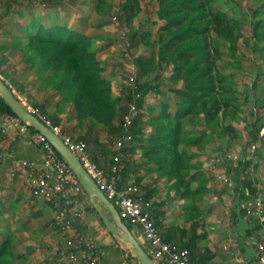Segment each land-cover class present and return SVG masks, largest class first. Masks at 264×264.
Instances as JSON below:
<instances>
[{
	"label": "rangeland",
	"instance_id": "rangeland-1",
	"mask_svg": "<svg viewBox=\"0 0 264 264\" xmlns=\"http://www.w3.org/2000/svg\"><path fill=\"white\" fill-rule=\"evenodd\" d=\"M178 1L0 0V76L22 103L39 107L52 122L53 117L61 118L63 130L79 139L86 129L77 130L79 120L71 103L54 95L37 73V66L26 62L30 54L27 36L34 19L46 25H67L92 37L93 48L104 66L102 74L112 82L116 95L134 91L132 107L143 100L137 112L144 114L141 125L150 131L144 134L142 143L151 146L152 136L156 135L154 126L161 122L157 119H163L166 106L171 113L178 110L182 97L175 90L183 89L201 96L200 102L185 104L180 121L184 123V136L194 129H208L199 144L185 147L191 154L205 152L216 172L225 166L226 159L234 164L246 158L261 163L264 54L258 53V48L264 46V39L254 36L252 14L264 0H193L190 5L194 8L183 7ZM163 6L171 11H164ZM220 13H225L226 21L218 18ZM183 30L186 36L180 38ZM140 85L144 90L138 92ZM120 120L114 124L117 126ZM95 131L104 139L110 136L118 153L115 142L122 133L116 130L111 134L100 122ZM134 131L131 143L139 138ZM89 137L83 140L88 142ZM6 208L0 202V210ZM3 217L0 214V245L8 241L10 250L0 257V264H40L42 257L30 258L34 248L28 230L19 229ZM6 219H11L9 213ZM58 231L61 236L62 231Z\"/></svg>",
	"mask_w": 264,
	"mask_h": 264
},
{
	"label": "crops",
	"instance_id": "crops-1",
	"mask_svg": "<svg viewBox=\"0 0 264 264\" xmlns=\"http://www.w3.org/2000/svg\"><path fill=\"white\" fill-rule=\"evenodd\" d=\"M27 124L9 119L8 134H0V182H4L0 202L7 207V215L5 209L0 214L4 221L28 230L34 248L30 258L42 257L40 264H69L61 257L67 250V236L57 234L59 228L54 222L58 209H65L74 230L87 237L105 264L140 263L127 239V229L144 248L145 239L118 207L121 220L86 190L78 194L70 188L55 201L32 193L22 162L41 164L45 156L36 133ZM94 135L88 139L91 154L111 173L117 151L110 136L104 139L96 131ZM146 147L137 139L125 148L119 184L121 188L138 187L164 239L189 251L194 264H258L257 245L264 219V203L259 205L260 200L264 202V161L256 164V160L246 158L234 164L226 159L225 166L216 172L202 151L192 159L196 166L179 182L164 168L155 167L144 153ZM8 213L11 219L7 220Z\"/></svg>",
	"mask_w": 264,
	"mask_h": 264
},
{
	"label": "trees",
	"instance_id": "trees-1",
	"mask_svg": "<svg viewBox=\"0 0 264 264\" xmlns=\"http://www.w3.org/2000/svg\"><path fill=\"white\" fill-rule=\"evenodd\" d=\"M192 1L179 0L178 3L186 8H194V5H190ZM163 7L164 11H171ZM219 15V17L217 15L218 18L226 21L225 13ZM172 21H175V18H172ZM236 22L241 23V20ZM252 24L254 36L264 39V3L254 10ZM29 29L31 32L27 37L30 54L26 62H33L37 66V73L51 86L54 95H61L63 100L71 103L72 108L75 109V117L79 120L77 130L83 127L86 129V133L80 136L82 140L95 134V126L98 122L107 125L111 134L116 130L118 134H123L127 130L123 127L126 116L133 117V124L129 131L135 130L138 140L142 139L141 136L145 134V126L141 125L144 114L140 111L134 114L131 110L135 102V93L130 91L124 96L114 93L112 82L102 74L104 66L93 48L90 35L57 22L50 25L42 24L38 19L31 22ZM185 36L186 30L179 32L180 38ZM258 49V53L263 55L264 46ZM46 72L49 74L46 75ZM141 90H144L143 85L139 86L138 92ZM175 92L182 97L177 103L178 110L171 113L167 111L168 106L165 107L162 116L160 115L163 119L158 116L161 119L157 121L161 120V122L154 126L157 136H152L151 146L144 148V153L155 163V167L164 168L165 173L170 177H178L179 182H183L184 176L196 166L192 163L195 154H191L185 147L199 144L207 135L208 129L198 131L194 129L191 134L184 136V123L182 125L180 121L186 112L185 104L193 105L192 101L200 102L201 96L187 94L183 89H176ZM142 105L143 100L136 101V107L139 110L142 109ZM43 106L45 104L40 105L41 108ZM208 115L211 116L210 111ZM0 117L20 120L27 124L16 114L1 93ZM118 118L121 120L116 126L114 123ZM53 120L55 125L62 123L59 117H53ZM27 125L33 132H38L33 126ZM9 244L5 241L0 245V257L10 250Z\"/></svg>",
	"mask_w": 264,
	"mask_h": 264
},
{
	"label": "built area",
	"instance_id": "built-area-1",
	"mask_svg": "<svg viewBox=\"0 0 264 264\" xmlns=\"http://www.w3.org/2000/svg\"><path fill=\"white\" fill-rule=\"evenodd\" d=\"M25 106L64 139L69 148L80 158L107 198L116 204L121 213L127 216L134 226L139 228L145 239V249L156 264H194L189 251L164 239L138 187H120V175L125 168L124 151L134 138L132 132L129 131L133 124L132 116L126 119V132L121 134L115 142L118 153L114 156L112 171L108 173L94 160L87 141L74 139L63 130L61 125H55L44 115L39 107ZM131 110L134 114L137 113L136 106H133ZM8 132L9 118L0 117V134L6 135ZM36 140L43 148L44 161L41 164L27 160L22 162L27 173L26 181L32 193L35 196L47 197L55 201L58 197L64 196L70 188L78 194L83 192L85 187L81 179L47 136L38 131L36 132ZM1 157L2 153L0 152ZM263 203L262 200L259 201V205ZM54 222L67 236V250L62 252L61 256L65 262L69 264H105L87 237L74 230L72 218L65 209H58ZM257 251L258 264H264V219L262 220L261 240L258 242Z\"/></svg>",
	"mask_w": 264,
	"mask_h": 264
},
{
	"label": "water",
	"instance_id": "water-1",
	"mask_svg": "<svg viewBox=\"0 0 264 264\" xmlns=\"http://www.w3.org/2000/svg\"><path fill=\"white\" fill-rule=\"evenodd\" d=\"M0 93L23 121L47 136V138L53 143L62 157L69 163L77 176L81 179L85 190L89 192L94 199L100 200L109 206L112 212L121 220L116 204L107 198L95 179L87 171L77 154L69 148V146L59 134H57L50 126H48L38 115L31 112L24 103H22V101L15 95L14 91L8 86V83L1 76ZM106 222L108 223L107 220ZM127 239L132 244L134 252L141 264H156L144 246L129 229H127Z\"/></svg>",
	"mask_w": 264,
	"mask_h": 264
}]
</instances>
